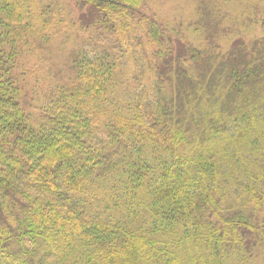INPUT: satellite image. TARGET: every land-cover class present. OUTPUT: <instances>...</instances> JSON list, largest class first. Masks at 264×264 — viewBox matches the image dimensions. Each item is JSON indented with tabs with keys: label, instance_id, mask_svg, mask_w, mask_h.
<instances>
[{
	"label": "trees",
	"instance_id": "1",
	"mask_svg": "<svg viewBox=\"0 0 264 264\" xmlns=\"http://www.w3.org/2000/svg\"><path fill=\"white\" fill-rule=\"evenodd\" d=\"M260 1L0 0V264H264Z\"/></svg>",
	"mask_w": 264,
	"mask_h": 264
},
{
	"label": "rangeland",
	"instance_id": "2",
	"mask_svg": "<svg viewBox=\"0 0 264 264\" xmlns=\"http://www.w3.org/2000/svg\"><path fill=\"white\" fill-rule=\"evenodd\" d=\"M153 1L154 0H145V2L143 4V8H142L143 11L146 12L147 15L157 16L163 22L168 20L170 22V24L176 23L172 20L173 19V16H172L173 10L183 11L185 17H189V13L192 14V11H194L193 0H165L166 3L164 4V6L161 9H160V6L158 5V2H153ZM259 3H258V5L260 7L264 6V0H262V2L260 4ZM197 10H195V11H197ZM195 11H194V13H195ZM222 11H224V9ZM231 11H229V12L226 11V13H225L226 15H228L230 17V18L228 17L230 20L235 19V15H237V14L240 15V17L238 15L236 16L235 21H240L242 14L245 12L244 11L241 13L240 12L235 13V12H233L234 9H232V8H231ZM233 13H235V15ZM262 16H264V15H262ZM228 18H227V21H230V20H228ZM252 18H254V17H249L248 15H244V18L242 19V21L239 22L242 24L241 32H245L244 35H246L245 36L246 39L249 37H259L264 33V25L261 22L260 16L258 15L257 17H255V18H258L256 20H253ZM183 24H185L184 26L187 25L186 22L185 23L183 22ZM225 32H226V40H229L231 37H233V38L237 37V35L236 36L228 35V31H226V30H225ZM248 33H250V35H247ZM241 35H243V34H241ZM128 65L130 66V64H128Z\"/></svg>",
	"mask_w": 264,
	"mask_h": 264
}]
</instances>
